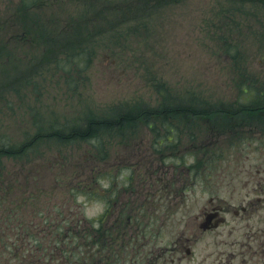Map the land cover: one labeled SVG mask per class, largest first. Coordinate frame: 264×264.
Segmentation results:
<instances>
[{"label":"rangeland","instance_id":"374dc122","mask_svg":"<svg viewBox=\"0 0 264 264\" xmlns=\"http://www.w3.org/2000/svg\"><path fill=\"white\" fill-rule=\"evenodd\" d=\"M20 1L0 0V37L26 30L31 40L16 48L17 71L44 68L36 61L48 48L34 45L35 34L46 37L38 22L48 29H76L95 55L84 75L76 77V89L69 88L61 69L50 67L45 79L36 77L35 91L30 85L20 87L18 94L6 92L13 65L0 57V131L13 141L32 126L37 109L61 122L79 123L91 113L117 121L126 106L155 105L153 87L162 81L174 91H195L231 112L195 117L192 125L182 121L174 147L162 146L161 133L142 120L121 130L115 126L111 136H103V159L85 141L64 144L54 136L41 155L7 163L0 178V213L19 212L25 220L42 221L49 212L75 214L76 204L80 216L94 218L106 207L100 198L111 199L116 188L119 194L141 190L152 195L135 194L137 203L132 200L126 210L143 220L148 234L137 236L134 225L115 228L116 238L105 252L84 237L78 241L83 263L107 264L100 259L117 257L115 264H264V246L259 245L264 244V119L242 117L236 102L246 75L264 85V1L43 0L25 16ZM240 130L249 132L231 140ZM171 141L176 142L174 135ZM22 196L29 198L26 203ZM243 205L253 210L235 215ZM217 207L224 222L203 231L200 222ZM110 215L104 223L111 224ZM69 255L66 261L73 259ZM3 259H9L7 264L17 261L0 256V264Z\"/></svg>","mask_w":264,"mask_h":264},{"label":"trees","instance_id":"16d2710c","mask_svg":"<svg viewBox=\"0 0 264 264\" xmlns=\"http://www.w3.org/2000/svg\"><path fill=\"white\" fill-rule=\"evenodd\" d=\"M42 0H22L23 15H28L30 9L34 7H40L39 3ZM161 1V0H160ZM174 1V0H172ZM247 1V0H239ZM252 2H259L264 0H251ZM38 31H44L45 33L39 37L42 45H47V50L36 57V61L40 66L44 64V68L41 67L38 70L31 72H19L15 68L18 64L16 56V48L18 38H7L0 40V57L6 56L5 64L7 66L13 65L9 70H12V76L9 82L6 83V92L19 93V88H28L33 85L34 91L38 87L36 77L46 78V74L50 67L56 70L61 69L65 75V82L69 85V88L76 89L78 86L77 76H83L84 72L89 68L94 58L95 50L89 45H84L81 40V36L75 33V30L61 32L62 29H48V27L40 22ZM80 25L77 26V28ZM31 26L27 25V30H30ZM25 31V30H24ZM27 34V31H26ZM61 34V35H60ZM69 35H71L69 37ZM26 41V39H23ZM70 44V48L64 51L63 47ZM26 57V56H25ZM24 57V58H25ZM33 57V58H34ZM233 59L237 58V54H232ZM21 60V62L24 60ZM36 62V64H37ZM74 74V75H73ZM77 77V78H76ZM246 81L249 76L246 75ZM242 83L240 86L239 95L246 102L254 100L256 97L259 99L254 100L251 103H240L239 110L242 113L255 112L264 108V86L254 85L255 81H248ZM252 82V83H250ZM155 94L158 97V101L155 105L144 106H126L124 110L119 112L118 120L116 117L107 118L104 116H98V114L91 113L85 116L78 122H69L65 120L61 122L59 119L51 120L44 116L40 109L33 114V124L28 130H24L22 139L19 141H13L7 134H3L0 131V178L4 177L7 173V163L12 160L23 159L26 162L32 160L36 155H41L42 148L48 146L52 141V137H58L62 139L64 144L78 143L79 141H85L94 148V152L100 155L105 152V144L103 136L109 135L111 128L118 126L125 128L130 125H136L138 120H142L153 129L162 127H178L183 125H192V119L195 117H208L209 113L225 114L231 109L221 105L212 106L210 102H207L195 91H174L170 86H167L164 81L162 83H156L153 87ZM27 94H25V97ZM41 96V92L35 100H38ZM3 95L0 94V98ZM224 112V113H223ZM243 117V114H241ZM232 116H227L230 118ZM32 127L35 129L32 130ZM156 134L160 135V132L154 130ZM179 136V133H178ZM9 194H3L8 196ZM22 203L28 199V197L22 196ZM4 200H0V207ZM18 205L20 202L17 200ZM0 213V256L6 255L14 257L15 264H83L82 263V250L78 251V241L84 238V220L83 218L75 214H63L57 211L56 214L51 215L41 214V222L32 221V219L25 220L24 215L15 213L2 215ZM80 214V213H79ZM45 215V218L42 217ZM70 217V218H69ZM94 220H90L91 230L87 234V244L90 246H98L97 242L103 240L113 241L116 236L113 233V227L103 228V231L99 228H95ZM12 226V227H10ZM70 242V244H69ZM70 245L69 250L66 249ZM23 246L22 250L18 248ZM18 250V251H17ZM70 251L69 257L72 260H67V252ZM21 252V253H20ZM20 253V254H19ZM23 255L21 259L19 256ZM7 264L9 259H3ZM69 261V262H68ZM72 261V263H70Z\"/></svg>","mask_w":264,"mask_h":264},{"label":"flooded vegetation","instance_id":"af4514ba","mask_svg":"<svg viewBox=\"0 0 264 264\" xmlns=\"http://www.w3.org/2000/svg\"><path fill=\"white\" fill-rule=\"evenodd\" d=\"M162 164V163H161ZM135 194H141V195H149V196H151L152 194L150 193V192H144V191H141V190H137L136 192H135ZM262 194H264V192L262 193ZM129 195H132V194H118V192H117V194H115V196L117 197V199H121L122 198V196H129ZM160 198L162 199V191L160 192ZM213 198L214 197H211L210 198V203L211 202H213ZM121 201V200H120ZM258 201H260V199H258ZM250 206V205H249ZM252 206L253 207H255L256 206V204H252ZM122 208V203L121 202H119V204H117V208H116V211H120V209ZM249 209H252V208H248V206L247 205H243V206H241L240 207V209H236L235 210V215H239V213H240V211H242V212H245V211H247V210H249ZM213 210H215L214 212V214L212 215V217H211V220L209 221V223H210V226H212L215 222H217V221H219L220 220V212H221V210H222V208L221 207H217V208H214ZM253 210V209H252ZM223 212V211H222ZM140 228L139 227H137V230H139ZM143 259H145L144 257H143ZM146 260V259H145Z\"/></svg>","mask_w":264,"mask_h":264}]
</instances>
